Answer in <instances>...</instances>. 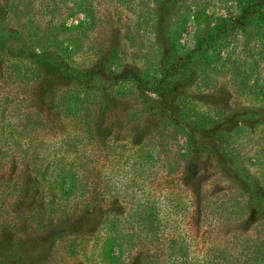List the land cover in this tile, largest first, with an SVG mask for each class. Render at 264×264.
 Segmentation results:
<instances>
[{
    "label": "rangeland",
    "instance_id": "374dc122",
    "mask_svg": "<svg viewBox=\"0 0 264 264\" xmlns=\"http://www.w3.org/2000/svg\"><path fill=\"white\" fill-rule=\"evenodd\" d=\"M74 2L0 0L3 7L14 3L17 9L9 16L2 13L3 7L0 12V31L10 49L7 57L37 69L39 65L20 54L23 50L70 55L75 67L89 73L83 86L72 79L55 85L56 69L48 63L41 68V81L29 83L17 81V71L0 69V122L17 123L7 131L16 130L18 140L6 132L0 135V147L7 155L0 164V264L104 263L100 255L104 220L98 228L99 214L85 211L81 198L62 197L53 179L38 172L57 147L72 149L66 161H75L82 178L92 175V181L103 171L116 174L118 194L111 206L126 225L125 232L137 239L135 249L124 245L125 264H142L154 245V253L170 264L169 242L151 244L138 228L128 226L137 201L150 200L151 192L162 187L171 199H158L170 212L161 216L171 217L170 225L191 230L189 237H204L196 238L192 247L206 241L212 245L209 256L221 249L224 261L241 259L240 264H248L246 249L258 244L264 250V210H251V197L232 182L236 178L230 155L240 156L238 164L249 170L264 200V21L248 25L218 21L220 16L239 15L243 0H82L83 8ZM85 9L90 10L89 19ZM220 23H226V32L215 29ZM8 76L14 79L7 80ZM39 86L51 87L43 95L64 86L83 99L79 117L51 116L48 127L28 125L33 131H27L25 111L50 112L40 92H35ZM104 91L113 92L111 105L104 102ZM134 113L138 120L130 122ZM180 124L181 130H176ZM199 125L207 130L197 132ZM184 131H192L208 148L175 170L179 171L175 176H182L181 170L199 169L195 170L198 212L188 217L175 205L190 203L189 189L177 180L167 184L172 178L162 173L185 150L176 143ZM225 138L228 143L223 144ZM9 139L15 152L3 147ZM163 139L177 148V155L166 142L153 148L152 143ZM66 141L77 144L78 151ZM224 146L231 151L229 159L224 157ZM151 152L158 155L154 163L144 159ZM73 213L81 214L77 220L84 215L91 220L95 232H74ZM68 218L70 235H65L59 225ZM214 264L232 263L215 258Z\"/></svg>",
    "mask_w": 264,
    "mask_h": 264
},
{
    "label": "trees",
    "instance_id": "16d2710c",
    "mask_svg": "<svg viewBox=\"0 0 264 264\" xmlns=\"http://www.w3.org/2000/svg\"><path fill=\"white\" fill-rule=\"evenodd\" d=\"M244 6L239 15L230 16V17H223L220 16L218 18L219 22H230L233 21L235 24H249L252 23L253 20H262L264 21V0H243ZM79 8H83L84 3L82 0H75V2ZM14 3H11L9 6L6 7L3 5H0V12L1 8H4V15H10L12 12H16V7L13 5ZM247 4V6H246ZM87 18L89 19L90 10L85 9ZM88 22V20L86 21ZM232 22V23H233ZM226 23H220L221 25H216V30L222 32H226L227 25ZM63 25V24H62ZM7 45V42L4 39L3 32L0 31V69H3V72L5 69H7L11 74L14 71H17L16 80L17 81H24L26 83L33 81L40 80V74H41V68L44 67L45 64L52 65L54 69H56L57 77L52 79V84H55L57 82H61L62 84H65L68 82L69 79L75 80L80 86L85 85L86 81L85 79L88 78L89 73L88 71H82L79 67H75L73 63V59H71L70 55H58V54H52L47 53V51H35V50H23L22 56H25L29 58L32 64H37L40 67L37 69L34 68L33 65H30L29 63H23L18 61H12L11 58L7 57L8 53L10 52V49ZM66 47V50L68 51H74L73 48ZM68 54V53H67ZM51 55V56H50ZM9 58V59H8ZM10 76V75H9ZM7 77V80H11L14 78ZM4 80V79H3ZM41 81V80H40ZM39 81V82H40ZM2 82H0L1 84ZM140 85V82L138 83ZM51 87H48V89ZM67 87H60L55 88L50 91V94L43 95L45 90L42 86H39L36 88L35 92L39 93V96H42V104L46 105L48 109H50L49 114L45 110L42 111L40 108L38 110H27L25 111V124L27 125H33L34 129L39 126H43L44 128L48 127L50 123L53 121L52 117H72V118H78L79 117V110L82 108L83 99L79 97H75L76 95L72 94L69 89H66ZM100 90V88H99ZM146 90V89H142ZM113 92L107 93L103 92L102 97L105 103L111 105L113 101ZM53 110V111H52ZM16 110H14L15 115ZM79 113V114H78ZM22 113L17 112V115L20 116ZM181 114V113H179ZM9 114L4 116V119H7ZM12 115V113H10ZM12 115V116H13ZM132 119L131 121H137V116L134 114H131ZM83 118V117H82ZM11 120V119H10ZM23 122V119H22ZM14 121H12L11 125L4 123L1 124L0 122V135L3 136L4 132H6L7 136L14 137V141H18L17 137H15L16 130L11 131L9 133L7 131V126L15 125ZM36 124V125H35ZM206 126V124H205ZM181 130L182 126L181 124L176 128V130ZM199 130H196L197 132H203L207 129L204 127V125H199L197 127ZM33 131V129L28 128L27 131ZM185 133H182L184 136L183 139L177 140L178 142L182 143V148H185L184 151L180 150V156H176V159H174V165L170 166L169 171L162 170L163 174L166 175V177L170 176L172 180L165 181L167 184L171 185V182L179 181L183 184L186 188L189 189V194L187 195L186 199H190L189 204H184L182 207H179L180 204L175 205L179 209H184L183 213L187 214V217L189 215H196L197 207L195 206L196 200H197V194L199 193L195 183H196V172L199 171V169H193L189 168L185 171L181 170L182 176L177 175L176 173H179L177 171L175 173L176 167H179V164L183 161L189 162L192 158H199L200 154L205 152V150H208V148L198 143L199 138L195 136V134L192 133V131H184ZM109 136V133L107 134ZM182 140V141H181ZM11 139L7 140L3 147L9 148L11 151L15 152V149L11 147L10 142ZM64 141V139H63ZM9 142V143H8ZM163 142L167 143L165 139L157 141L153 144L154 149H158V146ZM16 143V142H15ZM228 143V139H223V144ZM8 144V146H7ZM10 144V145H9ZM168 144V143H167ZM65 145L68 147H77V144H72L71 142L66 141ZM168 147L173 148L175 155L178 154L177 148H175L173 145H169ZM78 148H75L78 151ZM72 149H63L60 147L56 148V152H51L49 156H52V160H48V157L44 158L42 167L38 169V172H41L44 177L47 176L51 181L53 179L54 183L59 186V189L62 191V197L65 199H71V198H81L82 199V205L85 206V211H93V213L96 212V214H99L102 218L100 223L98 224V228L101 223L104 220V226L102 229L105 230V239L100 244L101 248V257L104 261L103 264H125L122 258L124 245L127 247H132V249H135V245L137 242L136 235L132 232H125V224L121 221L122 218L120 215L113 209L112 203L114 204L115 199L114 197L118 194L117 189V182L114 178H116V174L112 176H108L107 172L103 171L102 173L95 174V176L92 178L93 180H89L91 176H87L86 178H82L79 175V172L77 169H75V161L67 162V158L69 153ZM224 157L229 159V154L231 153L230 150L227 149L226 146H224ZM27 154H29L27 152ZM7 157L5 154V151H3L2 147H0V164L3 162L2 160ZM73 157V156H71ZM158 155L154 152H151V154H148L147 157H145V161L151 160L153 163L155 160L157 161ZM231 162L235 165V169L233 171L235 172L234 178H236L234 181V184H237L238 186H241L244 188L245 191L244 194H248L251 199H249L248 204L251 206V210L257 211V210H264V200L262 198L261 192L259 187L255 185L252 181H254L251 177V173L245 166H240L238 164L240 156L233 153L230 155ZM7 160V159H5ZM178 160H181L180 162ZM227 161V160H226ZM30 164V163H29ZM36 165L35 158L34 163H31V165ZM180 169V167H179ZM241 169V173L238 174V171ZM197 170V171H195ZM157 171H160V167L157 168ZM114 177V178H113ZM109 179H114L113 182L110 183ZM95 183V184H93ZM159 184H157L158 186ZM195 185V186H194ZM31 186L36 189L35 183L32 182ZM16 188L17 184H16ZM14 189L16 191L17 189ZM109 193V194H108ZM152 195L150 200L146 201H137L136 207H134V213H132L130 216V220H128V226L129 228H138L140 233L139 235L141 237L145 236L146 238H149L151 240V244L154 242H161V240H165V242H169V245L171 246V254L169 257V263L170 264H214L215 258L216 260H220V262H231L232 264H240L239 261L241 259L232 260V261H224V258L222 257V251L221 249L217 250L216 255L209 256V251L212 249V245L209 244V242L203 241V244L200 247H192L195 245V239L198 238L200 241L204 239L202 235H192L191 237L187 236L189 235L188 232L191 230H181L178 228L175 224H171V220H169L171 217L163 218L164 216H161L162 213L166 212L165 215L170 214L169 211H166L164 207L162 206V202L158 199H171L168 195L169 192L165 191V189L162 187L160 191L156 190L154 193L151 192ZM108 194V195H107ZM108 196L107 199H104L105 196ZM175 199V198H174ZM133 201L136 202V199H133ZM79 205V204H78ZM77 205V206H78ZM174 205V204H172ZM166 208V207H165ZM67 212V211H66ZM178 212V211H177ZM196 213V214H192ZM81 215V214H80ZM80 215H77L76 213H73V219L76 220L75 229L74 232H79L82 235H91L95 232V227H91L89 223H91V220H85L86 216L84 215L82 219L77 220ZM191 216V217H192ZM91 219H93L92 215L90 216ZM190 217V218H191ZM71 218L66 219V222H61L59 225V231H62L65 233V235H70L66 231V224H69ZM187 222V221H186ZM188 225V222H187ZM176 226V227H175ZM127 228V227H126ZM191 228V227H189ZM187 236V237H186ZM199 236V237H198ZM148 239V240H149ZM99 241V239H98ZM258 244L255 245V248H249L247 250V259L246 262L249 264V262L252 260L253 264H264V250L261 249V246ZM194 249H192V248ZM257 247V248H256ZM155 245L151 246V254L146 256L144 260L142 261V264H166L163 263V259L160 256V254L154 253L153 250H155ZM214 250V249H213ZM260 252V253H259ZM141 257L144 256L143 253L140 254ZM226 260H230L229 256H226Z\"/></svg>",
    "mask_w": 264,
    "mask_h": 264
}]
</instances>
